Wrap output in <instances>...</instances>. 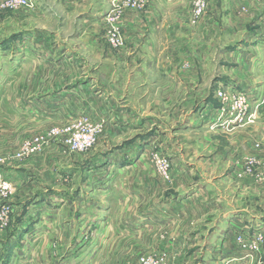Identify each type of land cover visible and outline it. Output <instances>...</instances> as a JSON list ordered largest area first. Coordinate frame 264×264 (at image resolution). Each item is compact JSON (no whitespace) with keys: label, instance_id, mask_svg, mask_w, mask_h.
<instances>
[{"label":"crops","instance_id":"1","mask_svg":"<svg viewBox=\"0 0 264 264\" xmlns=\"http://www.w3.org/2000/svg\"><path fill=\"white\" fill-rule=\"evenodd\" d=\"M86 1L88 0H62L53 9V14L59 11L58 13L66 14L68 19L78 17L80 26L86 25L90 19H101L104 14L109 17L117 12L124 14L122 25L116 24L115 20L111 22V27L116 29V25H119L121 30V44L125 47L121 54H117L116 50L100 38V24L104 20L99 21V26L97 24L99 29L94 26V31L98 33L95 45L98 54L95 53L89 58L81 50L78 52L71 49L73 43H76L73 45L75 47L84 44L82 38L75 39L74 42L64 37L47 38L45 26L42 28L46 29L33 26L30 30L21 32V27L25 28L26 25L34 23L32 18L25 19L14 13L17 11L0 10V55L9 51L16 41L20 43L22 34L29 38L27 45L34 50L22 62L29 63L27 74L20 75V62L17 63L18 72L15 70L9 75L11 84L3 81L5 77L0 72V116L6 111H12L26 113L30 117L37 106H42L43 109L58 106L64 111L65 105L60 103L67 94L78 96L84 92H107V107L110 111L107 119L110 124L114 121L113 126L122 124L124 130L134 127L140 130L148 126L149 122L148 116L142 112L151 110L157 114L153 113L155 116L150 117L157 122H164L166 129H175L176 124L169 126V123L160 119H177L179 123L180 116H183L179 113L184 108L182 104L191 105L189 107L193 108L197 99H202L200 110L206 112L205 122L202 123L206 131L199 143L204 144V159L208 169L211 174H217V178L221 174V183L226 179L225 174H229V180L231 176L237 178L236 175L249 174L252 179L249 178V182L239 189L246 193L245 188L248 194H243L244 198L238 200L239 208L236 209L239 222L254 221L257 215L253 214L254 202L249 194L255 192L259 199L260 180L257 174L260 168L257 166L260 162L244 168L242 157L249 154L245 158L255 159L264 152V149L261 151L258 148L259 144H264V0H205L208 12L203 18H195L194 0ZM95 4L99 7L96 13L95 7L93 8ZM110 7L112 9L106 13ZM20 77L25 81L21 82ZM89 82L91 86L86 87ZM218 90L248 94L249 112L254 117L233 128L219 125L217 109L220 102L216 95ZM21 95H27L28 98H21ZM99 102L95 98L93 110L100 109ZM4 124V117H1L0 127ZM193 124L196 125L195 119ZM164 132L162 130V135ZM29 164L30 166L22 168L0 167V181L8 182L13 187L12 195L16 192L11 202L4 201L0 204V214L3 208L8 209L7 219L0 218V264H84L83 261H66L67 252L61 262L54 263L57 249L65 246L62 240L69 237L80 240L84 237L82 229L78 228V234L73 232L76 237L73 234L71 236L68 231V227H72V220L83 219L81 213L74 217L61 213L70 203L77 205L79 199L70 201L65 192L57 193L53 197L36 194L28 196L23 204L22 195H28L37 187L41 189L42 186L49 185L43 174L37 177L36 163ZM116 171L120 175L125 173L123 169ZM224 184L226 187H222L223 190L235 191L233 182ZM122 185L121 188L120 185H114L108 189L107 200L110 204H119L122 207V201H130L128 195L133 200H138L141 204L139 206L146 202L140 186L137 191L133 185ZM63 189L65 187L61 186L57 190ZM222 189L220 188L221 192ZM95 190L91 188L90 191ZM222 196L223 194L217 201L209 200L206 204H201L204 210L201 209L200 213L193 214L189 211L190 214H187L183 210L181 216L171 214L172 218H177L179 224L183 221L207 223L212 215L218 213L220 219L221 215H226L224 211L229 204ZM86 202L89 201H81V205H86ZM94 202L91 199L89 204L93 205ZM190 203L183 202V207L186 206L189 210ZM21 207L24 209L16 214L19 215V221L14 222L13 218L8 222L10 216L15 214L13 208ZM169 207L170 204L163 201L157 211L146 214L147 217L137 214L118 217L124 219L120 222H124V230L129 233L127 229L131 222L145 228L154 214L163 216L161 214L165 211L171 212ZM145 218L148 222H145ZM160 219L156 223L166 225L169 221ZM110 220L101 239L108 235V231L111 232ZM88 221L95 227L99 223L96 214ZM111 221L116 223L118 219ZM187 235L188 233L177 232L175 238L182 240ZM74 244L73 249L76 250L78 244Z\"/></svg>","mask_w":264,"mask_h":264},{"label":"rangeland","instance_id":"2","mask_svg":"<svg viewBox=\"0 0 264 264\" xmlns=\"http://www.w3.org/2000/svg\"><path fill=\"white\" fill-rule=\"evenodd\" d=\"M3 1L0 0V4ZM32 1L33 4L29 7L11 9L2 8L0 5V10L17 11L14 13L20 14L25 19L32 18L34 23L26 25L25 28L21 27V32L35 26L33 28H47V38L64 37L73 42L82 38L85 43L77 47L73 46L76 44L73 43L71 49L78 52L81 50L83 55L89 58L95 53L98 54V48L95 46L98 33L94 28L97 24L99 26V21L104 20V23L100 24L102 26L100 38L116 50L117 54H121L125 48L121 44L119 29V25L123 24L124 14L117 12L110 17L104 14L101 19H90L86 25L80 26L78 17L68 19L66 14L58 13L59 11L53 14V9L59 6L62 0ZM94 7L96 13L99 7L96 4L93 5ZM37 8L39 9L36 10ZM111 9L112 7L106 13ZM207 12L208 8L201 18L207 16ZM193 14L195 15V12ZM113 20L119 24L116 25V29L111 27ZM43 26L46 28H42ZM112 34L118 37V45L113 46L110 42L109 38ZM21 37L20 43L16 41L9 51L0 55V72L5 77L3 79L5 83L11 84V72L15 70L18 72L17 63L20 62L21 65V76L27 74L30 68H28L29 63L22 62L34 50L27 45L29 38L25 37V34ZM20 78L21 82L25 81ZM87 86L90 87L91 82L87 83ZM20 97L28 98L27 95ZM95 98L100 100L99 110L97 108L93 110ZM108 99L107 92L102 94L84 92L78 96L67 94L60 103H64L66 108L64 111L58 106H53L51 109L37 106L30 117H27L26 113L12 111H6L0 116V118L4 117L5 121L4 126L0 127L2 132L0 133V167L22 168L30 166L29 163H36L37 177L43 174L45 182L49 184L46 187L42 186L41 189L37 187L28 195H22L23 204L26 203L28 196L36 194L53 197L57 193L65 192L68 200L79 199L77 205L70 203V206L61 213L73 217L81 213L83 219L72 220V227L71 229L68 227V231L71 236L72 234L75 236L78 230L82 229L84 237L80 240H76V236L75 239L69 237L62 240L65 246L57 249L54 263L61 262L67 252L66 261L69 263L83 261L84 264H127L140 258L151 260L153 264L157 261L160 264H264V185H262L264 184V152L259 158L254 157L255 159L245 158L249 154L242 157L244 168L260 162L257 166L260 168L257 174L260 180V192L259 199L255 192L249 194L254 202L253 214L257 215L256 219L239 222L236 209L239 208L238 200L248 194L245 188L246 193H242L239 189L249 182L250 177L246 172V175L245 173L236 175L237 178L231 176L229 180V174H225L224 183L233 182L232 186L236 188L235 191L229 192L222 189L226 186L220 181L221 174L219 173L218 178L217 174H211L204 159V144L199 143L206 131L202 124L205 122L206 112L200 110L202 99L200 101L197 99L193 108L189 107L191 105L182 104L184 108L180 109L179 113L183 116H180L179 123L177 119L174 121L170 118L160 119L169 123V126L176 124L175 129L171 127L166 129L164 122H157L155 118L150 117L155 116L156 112L145 110L142 113L148 116L149 122L148 126L140 130L138 127L124 130L122 124L113 126L114 121L110 124L107 119L110 114L107 107ZM97 104L96 106L99 107ZM193 119L196 120L195 126ZM162 130H165L163 135ZM91 138L95 139L94 142H91ZM27 144L29 149L25 148ZM258 148L262 151L264 144H259ZM161 166L167 169V174L162 172ZM116 169H123L125 173L120 175L118 171L115 172ZM0 183L9 186L6 194L0 199L2 204L4 201L12 200L16 192L12 195L13 187L8 182L0 181ZM122 184L126 187L128 184L133 185L137 191L140 190V186L146 202H142V206H139L141 204L138 200H133L131 195H128L130 201L127 203L122 201V207H119V204H110L107 200L108 189L114 185H120L121 188ZM61 186L65 189L57 190ZM91 188H95V192L90 191ZM221 194L229 204L224 211L226 215H221L220 219L218 213L212 215L207 223L183 221L179 224L177 218L175 220L172 218L173 214L181 216L183 210L187 214H190L189 211L193 214L200 213L201 209L204 210L201 204H206L209 200L217 201L221 198ZM253 194H255L254 198ZM212 196L215 198H211ZM91 199L95 201L93 205H90ZM83 200L89 202L82 206ZM163 201L165 204H170L168 210L171 212L165 211L161 214L163 216L154 214L145 228L131 222L127 229L130 232L124 230V222H120L124 219L121 220L119 215H122V218L126 214L147 217L146 214L155 213ZM183 202H191L189 210L186 206L183 207ZM247 204H250V201H247ZM21 209L24 208H13L15 214L10 216L8 222L13 218H15L14 222L19 221V215L16 214ZM95 214L99 220L96 227L88 221L91 220L92 215L95 217ZM160 218L169 220L167 222L170 223L166 222V225L156 223L161 220ZM109 219H118V221L115 223L110 220L111 232L108 231V235L101 239ZM146 220L147 218L145 222H148ZM177 232L188 235L182 240L177 239L175 238ZM74 242L78 244L76 250L73 249Z\"/></svg>","mask_w":264,"mask_h":264},{"label":"built area","instance_id":"3","mask_svg":"<svg viewBox=\"0 0 264 264\" xmlns=\"http://www.w3.org/2000/svg\"><path fill=\"white\" fill-rule=\"evenodd\" d=\"M32 2V0H4L0 5L2 8L15 9L19 7H29L33 4ZM206 6L207 4L205 0H194L195 16L198 18L201 17L205 13ZM109 39L113 45L119 44V39L116 34H112ZM216 95L220 102V107L217 109V120L219 125H226L233 128L241 125L245 120L254 117V114L249 112V97L245 92H227L218 90ZM94 140V138H91V142H94ZM25 148L29 149V144H27ZM25 153L26 152H24V154ZM159 162H161V160ZM161 169L163 173L167 174V169H163L162 166ZM8 187V184L0 183V199L6 194ZM7 213L8 209L3 208L0 218L6 220L8 217ZM127 264H153V262L146 258H140L136 261H129ZM154 264L160 263L157 261Z\"/></svg>","mask_w":264,"mask_h":264}]
</instances>
